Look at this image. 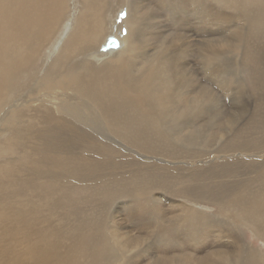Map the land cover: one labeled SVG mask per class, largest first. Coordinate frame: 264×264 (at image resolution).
I'll list each match as a JSON object with an SVG mask.
<instances>
[{"label": "bare ground", "instance_id": "bare-ground-1", "mask_svg": "<svg viewBox=\"0 0 264 264\" xmlns=\"http://www.w3.org/2000/svg\"><path fill=\"white\" fill-rule=\"evenodd\" d=\"M262 1L0 0V264H264L241 229L192 206L175 213L174 200L152 191L162 183L142 173L165 168L149 149L199 137L201 130L176 138L192 124L180 121L183 114L195 103H203L198 114L214 106L185 62L189 39L200 74L211 62L212 36L236 25L232 33L246 36L257 58L261 40L249 35L264 37ZM112 39L119 47L107 46ZM225 69L230 84L238 72ZM187 97L198 98L182 106ZM110 146L132 154L99 157ZM256 150L263 158L264 141ZM259 159L247 167L254 176L222 200L264 241ZM186 240L202 259L178 255L177 242Z\"/></svg>", "mask_w": 264, "mask_h": 264}, {"label": "rangeland", "instance_id": "rangeland-1", "mask_svg": "<svg viewBox=\"0 0 264 264\" xmlns=\"http://www.w3.org/2000/svg\"><path fill=\"white\" fill-rule=\"evenodd\" d=\"M252 1L255 4L263 2L262 0ZM116 4L118 3L116 2ZM120 17L125 16L121 14ZM238 27L236 25L227 32H217L212 36L214 43L210 47L211 62L207 69L209 72L206 71L201 74L198 73L200 67L197 66L198 49L193 48L195 37L191 36L192 38L189 39V42L191 40L192 43H190L191 46L188 52L189 57L183 55L184 57L186 56L185 62L189 61L187 63L196 73V78L194 79L198 80L197 82L200 83L208 97L214 101V106L209 112L198 114L197 111L203 103H195L188 113L183 114L180 121L183 124L189 122H192V124L188 128L182 127L179 129L176 133V138L201 130L199 137H184V146L179 144L180 142L177 143L173 140L163 146L159 145V147L149 149L148 151L156 152L153 157L149 158L158 164L163 163L165 168L155 176H152L155 169L151 166H149L148 171H143L142 173L147 178H151V181L156 183L158 187L162 183L161 188L159 187L160 189L153 186L152 191L154 189L159 191L156 196L161 202L165 200L164 198L174 200L175 213H186L185 207L192 206V210L195 208L201 213L223 218L237 231L241 229L240 232L245 235L246 241L250 242L249 245L255 250L260 248L264 255V241L259 239L240 221L237 208H227L222 200V197L231 194V191L237 190L238 192L240 186L254 176L251 171L249 176L247 167L250 168L256 164V159H259L256 155L257 141H264L262 136L264 135V37L249 35L251 43L261 40L253 51L257 58L253 57L247 51V37H241L239 33H232ZM127 30L128 28L123 29L121 35L126 36L129 31ZM190 35L187 34L188 37ZM216 41L219 42L216 43ZM176 46H178L177 49H183L179 44H176ZM244 54L246 58H243ZM226 66L231 71L237 70L238 75H241L240 85L238 84V75L236 77H228L231 82L230 84L228 83L225 78ZM197 98L187 97L186 100L184 99L182 106L186 101L188 106L191 101ZM172 126H175V124ZM171 129H168V131L170 132ZM258 132L260 135H258ZM122 143L125 144V142ZM110 147H100L103 152L107 153L99 157L117 161L124 159L123 161H126L132 154L127 150L118 149L117 146ZM127 149L130 150L131 148ZM244 149H248L247 152ZM249 149H252V151ZM82 151L85 154L96 153V151L89 148H86L88 153L85 149H82ZM204 152L208 154L207 156L210 159L200 158ZM201 161L206 164H196ZM251 169L253 168L251 167ZM181 175H184V178ZM177 177H181L183 180H177ZM178 181L184 183L179 185ZM253 188L254 185L249 187L251 190ZM178 190L179 192H177ZM180 190H190V193H181ZM76 192H78V196H87L88 193V191L82 189ZM195 198L198 200V204L194 203L193 200ZM111 202H109L108 206ZM183 202H186V204L183 205ZM96 203L98 207H103L101 203L95 202L94 204ZM92 205L91 203L88 204L89 207ZM163 209H165L164 206ZM163 215L169 217L166 212H163ZM186 242L188 246H181V241L180 244L177 242L176 250L182 252L178 253V255L183 258H186V256H189L188 258L194 257V262H197L198 258L202 259L197 255L200 250L194 249L187 240ZM207 246L211 247L212 245L208 244ZM186 250L190 253L187 254Z\"/></svg>", "mask_w": 264, "mask_h": 264}, {"label": "water", "instance_id": "water-1", "mask_svg": "<svg viewBox=\"0 0 264 264\" xmlns=\"http://www.w3.org/2000/svg\"><path fill=\"white\" fill-rule=\"evenodd\" d=\"M107 46L109 48H117V47H119V42H118V40L112 39V40H110V42L108 43Z\"/></svg>", "mask_w": 264, "mask_h": 264}]
</instances>
